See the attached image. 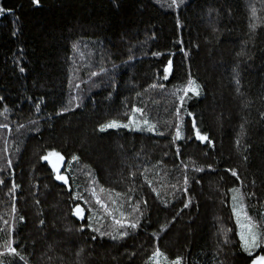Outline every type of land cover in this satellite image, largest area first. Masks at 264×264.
I'll return each instance as SVG.
<instances>
[{
	"label": "trees",
	"instance_id": "trees-1",
	"mask_svg": "<svg viewBox=\"0 0 264 264\" xmlns=\"http://www.w3.org/2000/svg\"><path fill=\"white\" fill-rule=\"evenodd\" d=\"M0 8V264H249L232 189L264 231V0Z\"/></svg>",
	"mask_w": 264,
	"mask_h": 264
},
{
	"label": "snow or ice",
	"instance_id": "snow-or-ice-1",
	"mask_svg": "<svg viewBox=\"0 0 264 264\" xmlns=\"http://www.w3.org/2000/svg\"><path fill=\"white\" fill-rule=\"evenodd\" d=\"M32 3L34 5H39L40 0H32ZM172 3L175 4L176 0H172ZM5 9L0 8V14L4 13ZM253 14L255 15V10H253ZM173 70V65H172V61L169 60L167 65L164 67V79L168 78V74L170 72H172ZM21 72L24 71L23 68L20 69ZM155 86V85H153ZM183 91L187 94L188 92H192L194 95H199V85L196 84V82L192 79L188 80L187 86L183 89ZM181 99H183V97H181ZM134 111H139L138 109L134 110ZM189 115H191V113H189ZM129 123H131V120L129 121ZM148 122L145 121V124H147ZM128 128L129 124H121L115 120L110 121L106 124H103L100 126V131H106L107 129H118V128ZM153 125H149L148 130L151 131L153 129ZM193 129L195 130V137L196 139L200 140V141H206L208 140V137L206 135H202L200 130L196 127L195 122H193L192 124ZM176 138L180 139L181 138V133L178 130L176 133ZM209 143H211V141H209ZM41 159L44 161H47L48 164H50L52 170L54 173H56V179L57 180H62L65 183H67V179L63 176L60 175V166L62 165V163L65 161V157L63 155H61V153L59 151H57L56 149H52L50 151H47L46 155H42ZM73 160H77L78 157H76L75 155L72 156ZM199 170V169H198ZM232 176L237 177V179L239 178L237 176L236 171L232 170L231 172ZM187 181H185L186 183ZM0 183H2V181H0ZM234 195L232 197L233 200V214L236 216V224L239 227V232H238V236H239V244L240 247L242 249V251L247 255L248 258V262L249 264H264V231H261L257 228V225L251 220L250 217H248L246 214L243 215L242 218V208L243 205L239 204L238 205V201L240 199V197H238L235 193L238 191L237 189H232ZM93 195H95V192H93ZM97 203H101V201L97 198ZM103 207V205H102ZM185 208L188 207V203H185L184 205ZM104 210L107 212V208L105 207ZM74 214L77 217L80 218H84V213L83 210L77 206L74 209ZM108 215H112L111 212H108ZM121 216H123V213H121ZM115 224L119 225L121 228L124 227V223L121 220H115ZM129 227H131L132 229H135L137 227V223L136 222H131L128 225ZM90 227V225H89ZM94 231H99V229H93ZM101 235H105V233H101ZM128 233L127 232H120L119 233V237L123 238L125 236H127ZM111 238L113 240L117 239L118 237L113 235L111 236ZM93 239H95V237H93ZM227 239H225V243H227ZM10 252L15 254V249L12 248L10 249ZM152 264H181L180 258H176L175 260H171L169 261L168 257L165 256V254L160 251L159 248H156V250L152 253V256L150 257Z\"/></svg>",
	"mask_w": 264,
	"mask_h": 264
},
{
	"label": "water",
	"instance_id": "water-1",
	"mask_svg": "<svg viewBox=\"0 0 264 264\" xmlns=\"http://www.w3.org/2000/svg\"><path fill=\"white\" fill-rule=\"evenodd\" d=\"M65 165V161L62 163V165L60 166V175H63L66 179H67V183H65L64 181L62 180H57L56 178V181L61 183L62 185H69L70 183V180L69 178L65 175V174H62L61 171L63 170V167ZM53 171V170H52ZM56 174V173H55ZM56 177V176H55ZM82 210H83V207L81 205H78ZM83 213H84V218H80V217H77L75 214H74V211H73V216L80 222H83L85 219H86V213L84 212L83 210Z\"/></svg>",
	"mask_w": 264,
	"mask_h": 264
},
{
	"label": "rangeland",
	"instance_id": "rangeland-1",
	"mask_svg": "<svg viewBox=\"0 0 264 264\" xmlns=\"http://www.w3.org/2000/svg\"><path fill=\"white\" fill-rule=\"evenodd\" d=\"M235 218H236V216H235ZM242 218H243V215H242ZM239 228V227H238Z\"/></svg>",
	"mask_w": 264,
	"mask_h": 264
},
{
	"label": "bare ground",
	"instance_id": "bare-ground-1",
	"mask_svg": "<svg viewBox=\"0 0 264 264\" xmlns=\"http://www.w3.org/2000/svg\"><path fill=\"white\" fill-rule=\"evenodd\" d=\"M177 121V120H176ZM162 133V132H161ZM8 218V217H7Z\"/></svg>",
	"mask_w": 264,
	"mask_h": 264
}]
</instances>
